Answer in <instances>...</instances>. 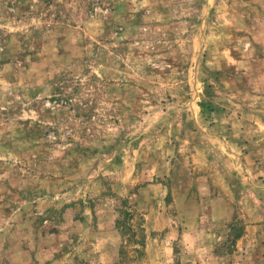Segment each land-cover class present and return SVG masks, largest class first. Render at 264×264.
I'll return each instance as SVG.
<instances>
[{
	"label": "rangeland",
	"instance_id": "rangeland-1",
	"mask_svg": "<svg viewBox=\"0 0 264 264\" xmlns=\"http://www.w3.org/2000/svg\"><path fill=\"white\" fill-rule=\"evenodd\" d=\"M0 264H264V0H0Z\"/></svg>",
	"mask_w": 264,
	"mask_h": 264
},
{
	"label": "trees",
	"instance_id": "trees-1",
	"mask_svg": "<svg viewBox=\"0 0 264 264\" xmlns=\"http://www.w3.org/2000/svg\"><path fill=\"white\" fill-rule=\"evenodd\" d=\"M141 231H144L143 229H141ZM125 233V231L124 230H121V234H124Z\"/></svg>",
	"mask_w": 264,
	"mask_h": 264
}]
</instances>
